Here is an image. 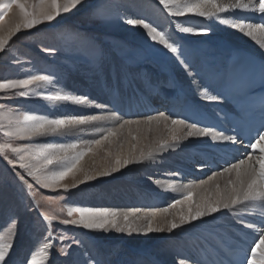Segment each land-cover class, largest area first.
<instances>
[{
	"label": "snow or ice",
	"instance_id": "snow-or-ice-1",
	"mask_svg": "<svg viewBox=\"0 0 264 264\" xmlns=\"http://www.w3.org/2000/svg\"><path fill=\"white\" fill-rule=\"evenodd\" d=\"M84 3L85 0H0V53L7 55L9 42L18 33L38 29L41 25L58 23V18L78 10ZM157 3L170 18L185 17L189 13L208 20L215 18L221 24L230 26L250 38L264 52V0H157ZM123 7L113 0H97L91 9V15L104 25L118 18L127 25L141 27L152 46L165 50L166 54H170L184 68L191 77V82L201 100L208 104H223L225 101L233 100L238 115L233 118L225 113V119L231 121L229 130L218 128L216 124L203 123L202 120H192L190 117L173 118V115H166L164 112L156 116H147L144 121L127 120L123 119L119 112L109 111L107 104H96L86 95L61 94L58 88L61 78L53 72L37 71L28 74L26 78H0V100L40 96L52 102H72L76 105H90L104 110L102 115H67L53 118L47 115L21 113L0 103V134L6 137V140L0 142V158L11 166L20 190L26 192L39 209L40 215L47 221V234L39 252L22 255L14 246L20 221L16 216H11L10 226L0 234V264H56L59 258H63V264H110V261L101 258L95 246L83 245L75 234L69 236L68 229L58 228L54 234L52 221H57L59 225L90 231L114 230L117 233L128 234L165 231L171 233L186 225H194L197 221L204 222L205 218L214 217L215 214L223 211L239 217L237 222L255 233L249 247L241 249L240 257L227 253L231 257L227 264H264V227L247 223L243 219L246 210L259 209L261 223H264V94L256 97L253 88L257 75L264 86V60L257 62L237 52H231L225 57L215 58L197 67L179 36L180 34L207 35L211 32L210 28L185 27L182 22H175L173 30L166 32L154 26L146 18H131L126 13L122 15L120 10ZM13 8L18 9L15 21L11 25H5L3 21ZM238 10L258 14L259 20L246 22L241 18L229 19L223 16L227 13L234 14ZM58 35L62 38L70 37L75 47L86 49L92 59L102 65L105 50L95 38L68 29L61 30ZM43 51L52 53L56 49L44 48ZM15 62L19 63V61ZM49 86L56 89L55 94H45L44 90ZM215 115L219 119V114ZM103 122H110L113 126L107 130L91 127V131L102 134L99 139L85 143L101 146L110 138L119 139L125 129L129 135H132L133 125L139 131L142 123L151 125L153 122L156 124L163 122L166 126L170 122L171 137L170 140L161 141L147 152H140L139 156L134 154L135 146H133V151L127 155L117 154L114 164L95 173L84 171L80 167L81 160L91 148L77 152V143L41 142L42 138L49 136L78 135L80 132L88 131L90 126ZM237 137L241 139L238 140ZM189 138H208L209 141L225 147L244 144L247 140L246 147L249 151L226 163L220 170L213 172L207 180L200 181L197 187L210 194H202L196 199V193L188 191L183 199H175L169 207L179 208L178 220L172 219L169 222L165 219L156 223L154 215L137 216L138 209L121 212L114 208L67 205L62 206L58 214H50L42 208L41 202H58L65 197L41 195L40 199L36 198L40 189H62L67 193L100 177L112 176L130 165L154 159L159 152L167 149L175 150L181 142ZM132 139L138 140V136L132 135ZM18 141H26V143H17ZM108 155L111 156L112 153L109 151ZM79 172L84 174L78 178ZM69 177L72 183H65ZM217 177L223 179V186L217 181ZM213 181H217L213 187L205 188ZM2 187L3 181H0V191ZM161 211L167 213L168 208ZM140 220H145L146 224L139 225ZM217 236L218 233H210L204 237L201 247L203 243H209L214 251H219L221 248L219 242L211 244ZM136 264H145V262L138 260ZM179 264H225V261L213 256L208 261L189 259L181 260Z\"/></svg>",
	"mask_w": 264,
	"mask_h": 264
},
{
	"label": "rangeland",
	"instance_id": "rangeland-1",
	"mask_svg": "<svg viewBox=\"0 0 264 264\" xmlns=\"http://www.w3.org/2000/svg\"><path fill=\"white\" fill-rule=\"evenodd\" d=\"M88 1L89 0H85L84 5L80 6L78 10H74L73 12L65 14L62 17L58 18L59 21L58 23L53 22V25L55 26L48 24L41 25L38 26V29H33L31 31H22L21 33H18L15 37H13V39L9 42V48L6 50L7 55L0 53V78H4V79L26 78L28 74L39 71L42 73L53 72L57 74L63 81H68L69 78L75 77V80L77 82L78 80L76 78H78L79 80L81 79V76L79 74V71L81 69L102 70L104 68H108L107 64H109L112 61V59L126 58L131 60L132 62L134 60H137L138 63L140 62L139 64H133V69L136 71L149 73V76L150 73H152L151 76H154L156 73L163 71L164 69L168 75L169 72L172 74L171 75L172 77L168 76L169 79L167 78L168 79L167 82L170 81L171 78H173V80H175V82L178 83V85L181 84L179 86H181L182 88L185 87L184 84H186L187 86L188 83L185 82V77L180 74V69L177 68L175 63L172 64L173 61L170 60L171 58L163 57V56L161 57L160 55H158V53H160L158 46L154 47L151 45L149 48H146L140 43H136V42L134 43L133 40L130 41V39H128L127 36L125 37L122 33L117 32V34H115L116 32L113 33L109 31L106 25L101 24L97 19H95L91 15V9L97 3V0H93L90 4H87ZM135 1L136 0H113L114 3L121 5L126 4L129 5V7L135 6L136 5ZM10 14L11 13H9V16ZM164 14L166 16V21L162 23L161 28H163L167 32H171L173 30V21L176 19V17L170 18L167 16L165 12ZM9 16L7 18H9ZM228 16L231 19L240 18L239 16L236 17L235 14ZM7 18H5L3 23L6 22ZM224 18H226L225 15ZM246 22H251V21H246ZM153 23L155 24L154 26L158 25V23L155 22ZM209 24L211 25V26L209 25L211 29L213 28L212 33L215 34V36L212 37L213 39L209 40L211 44H209L208 49L212 51V48L213 49L216 48L217 43L215 44V42L218 41V39L220 40L221 37L227 36L228 30L231 31L234 29L228 26L227 28L228 30L226 32H223L220 31L219 28H217L218 26L216 21L214 22L210 21ZM57 25H64L65 29H68L73 32H79L85 36L95 38V40L100 45H102V47L105 50V55L102 65L94 61L90 53L84 48H80V50H82V52L86 54L87 56L86 61L74 57V55H72L73 49H71L70 47L71 46L70 37H65V38L60 37L58 33L61 30H59L56 27ZM234 38H237L236 35L234 36ZM244 38L245 39L243 41L245 43L253 44L250 38L248 39H246V37ZM179 39L181 40L182 43H184L189 54L192 52L193 46L195 48L194 50L195 53H197L198 51L197 49H201V47H199L194 41L189 39L187 40L181 34L179 36ZM44 48H53L56 49V51L52 53H48L43 51ZM253 48L257 49L259 53L264 55V52H262L261 49L255 43L253 44ZM123 51H125V54L122 53ZM193 52L191 56L194 55ZM202 55L198 57L205 59V57ZM15 61H19V63H16ZM161 66L162 67L164 66L163 69L159 68ZM175 78H177V80ZM143 80L144 78L141 80L142 81L141 83L144 82ZM171 83H173V81ZM136 84L137 83H135L134 81H131V83L128 84L129 87L127 86L126 89L129 90V89H133L135 86L142 85V84H137V85ZM49 88L44 90L45 94H49L50 92ZM37 91H41V89H37ZM69 95L73 96V94H69ZM92 98H94V96ZM198 102L199 101L197 99V102H193L192 104L201 105ZM0 103H4L6 107L9 109L27 114L29 110L39 109V113L41 110L42 114L47 116L50 115L52 116L53 112H57L58 117L75 115L74 109L72 108L69 109L64 108V111L61 113L60 108L56 109L55 105L57 102L45 100L40 96H30L27 98L18 97L7 101L0 100ZM203 103L207 104L206 105L207 108L214 107V104H208L206 102ZM64 104L67 107L69 106V102H64ZM148 104L150 105V103H147L146 106H148ZM162 110L163 109L157 108L153 110V113L151 112L152 114L136 116L132 118L126 117L125 119L132 120L133 118H141L145 120L147 116L150 115L156 116L158 115V113L164 112ZM172 112L173 111H170V109H167V112L165 111L164 113L171 115ZM93 113L98 114L99 112L95 113L94 111ZM68 139H76L78 144H80L84 142L86 136H81V135L49 136L47 138H42L41 142L62 143V141H67ZM4 140H6V137L0 134V142H3ZM17 143H26V141H18ZM196 145L197 144L195 143H189L186 145L180 144L175 150H179L182 147H190V148L192 147L191 149H195L196 147L195 150L200 149L197 147H201V146L199 145L196 146ZM208 146L212 147L211 144ZM230 147H232L233 149L236 148V146H230ZM216 149L217 151H219L218 153H220L221 148L217 146ZM246 152L248 151L242 152V155ZM166 154H168L169 156H167L168 158H166L162 166L160 165L159 167L156 168L150 167V165L145 166L144 164L148 160L144 161L143 163H139L138 164L139 172L135 173L134 174L135 176L133 175L134 180H130L127 178L130 172L126 174L127 171H124L123 172L124 175H121L120 172L114 175L113 177H111L110 179H106V180L103 179L102 181H97L96 184H94V187L95 188L97 187V189L100 190H98L97 192L95 191V193L93 194L96 195L95 197L98 198L99 200L97 202H92L93 204L86 203L87 201L83 199V197L89 195L90 191H88V189L90 188V186H88L85 189H80V188L71 189L67 193H64L62 189L61 190L40 189L36 198L40 199L41 195L52 196V197H56L57 195H63L65 197V199L60 200L58 202H47V203L43 201L41 202L42 208L45 211L49 212L50 214H58L60 208L62 206L67 205V206H77V207L114 208L117 210H124L125 212L138 209L139 211H137L136 215L139 217H144L145 215H150L151 213L150 211H153L152 205L151 207H146V204L144 203L141 206L139 200H136V197L134 199H130V201H126L125 198L123 197V199H121L119 202L109 203V200H107V198H104L102 194L105 191H111L113 189L115 190L116 184L118 185L120 183L130 184L131 181H133L134 185L141 184L139 185L141 186L140 187L141 190H144L148 196L155 198V200H157L158 202L162 200V202L164 203V208H170L169 205L173 203L175 199H177L176 196H172L170 193L166 195L164 194L165 191L158 189V187L165 186L167 183L168 184L166 186H169L170 181H172L170 185L172 186L171 189H178L177 193L181 194V189H183L184 187H193L200 184L201 180H207L213 174V172L220 170V168L224 166L226 163L230 161H234L237 158L235 157L232 160L220 162V160L217 157H214L219 164V168L209 169L206 168L209 167L208 166L209 164L204 163L202 156H198L196 160L192 161L193 165L190 163L188 164L186 163L185 166H182L183 168L190 169L187 171V174H184L182 176L181 175L182 167L179 164L180 159H182L183 157L182 154L178 153V151L175 152L174 150L167 152ZM176 154H178V157H176ZM227 154L231 155L229 153ZM170 155L171 156L175 155L174 157L176 158V160L170 159ZM242 155H240L239 157H241ZM130 171L134 172L133 169H131ZM177 174H179V176ZM0 181H3L2 191H0V234L4 233L7 230V227L10 226V217L16 216V218L20 221V223L18 224V234L15 238V243H14L16 251L22 254V250L25 247L26 251L24 250L25 252H23V255H30L39 252L40 245L45 235L47 234V229H46L47 221H45L43 217L40 215L39 209L36 208L34 202L26 194V192H22L20 190V186L16 183L15 177L12 174L11 166H9L7 162L4 161L2 158H0ZM134 195L137 196L136 194ZM153 205H156V203ZM171 210L172 213L175 212L174 209ZM259 213L260 212L258 209H248L244 213L243 219L247 223H255L258 227H262L264 223H261ZM222 215L224 216V219L220 218ZM210 218L216 222V224L211 227L212 230H220V231L223 229L238 230V228L235 226L236 224L235 222L237 219H239V217L231 216L226 211L217 213L215 214L214 217H210ZM225 218L228 219H226L227 222L225 221L224 223L223 221L225 220ZM199 222L200 221L195 222V224ZM192 226L193 225H190V227ZM58 228L68 229L67 234L69 236L73 234L77 235L78 238L83 242V245L87 247H92L91 242H94L95 247H97V244H100V249L102 247L109 248L107 252L103 253L100 251L101 252L100 255L102 259L106 261H110V264H136V261L138 260H143L145 264H153V262H155V264H179L181 260L187 261L190 259V257L186 254L185 256L184 255L176 256L175 259L169 262L166 260L167 259L166 256H168L167 251H171L169 250V248L164 249L167 251L165 253L164 252L161 253V255H159L160 253L157 254L155 252V250H158L156 249L157 248L156 246L158 245H161L162 248H165L167 242L171 240V237L177 234L176 232L173 233L174 235L170 234L161 237L160 239L156 238L153 241H150L152 239H149L147 242L144 243L145 237H143L142 234H140L141 237L137 236L139 233L137 234L132 233L131 235L130 234L127 235L125 233L124 235L123 233H117L113 230L112 232H115L113 234L114 235L113 237L104 234H99L94 236L91 235L92 231L90 230L76 229L73 228V226H63V225H59L57 221H52V229L54 234L56 233ZM178 231H181V229ZM250 232L253 235H255L253 230L250 229ZM118 234H120L119 238L118 236H115ZM197 238H198L197 234H194L193 239L191 237L190 239L192 240H189V242L193 244L198 242V246H200V243ZM178 239H180V237H178ZM202 258H203L202 255L198 254V257L193 259L203 260ZM56 264H63V258L57 259Z\"/></svg>",
	"mask_w": 264,
	"mask_h": 264
},
{
	"label": "bare ground",
	"instance_id": "bare-ground-1",
	"mask_svg": "<svg viewBox=\"0 0 264 264\" xmlns=\"http://www.w3.org/2000/svg\"><path fill=\"white\" fill-rule=\"evenodd\" d=\"M93 0H89L87 4H90ZM136 5L133 7H129V5L122 4L124 7L120 10L121 14L124 15L125 13L130 16L131 18H146L149 22H155L158 23V27H162V23L166 21V16L164 14V11L162 10V6L160 7L157 3V0H136L135 1ZM18 12V9H13L9 18H7L6 22L4 23L5 25H11L14 23L16 14ZM149 16H148V15ZM235 16H239L241 19L245 21H251V22H257L259 20V15L254 14L251 12H244V11H237L234 13ZM233 13H227L223 14L225 15L226 18L231 19L228 15H234ZM210 21H216L217 23V28H219L220 31L226 32L228 29L227 25L221 24L219 21H217L215 18L208 20L203 17H197L194 14L189 13L188 16L185 17H176V19L173 21V25L175 22H182L183 26L185 27H207L211 29V25L209 24ZM152 22V23H153ZM154 24V23H153ZM65 25V24H64ZM64 25H57L56 27L59 30L65 29ZM155 25V24H154ZM210 25V26H209ZM107 29L111 32H117L122 33L125 37L127 36L128 39L133 40L134 43H140L146 48H149L151 44L149 43L148 39L146 38L144 30L139 27V26H132V25H127L124 23L121 19L114 18L110 24H106ZM163 29V28H162ZM164 30V29H163ZM166 31V30H165ZM213 28L211 29V32L208 33L207 35H194V34H181L184 38L187 40H192L194 41L201 49H197V53H195V48L193 46L192 52L194 53L193 56H191L192 52L189 54L190 57L193 59V62L197 67L207 64L211 62L215 58H221L227 56L229 53L237 51V50H243L247 52H251L253 54H257L264 58V55L259 53L257 49L253 48V44L255 43L252 41L253 44H248L245 43L243 40L245 39L243 35H240L237 30H228L227 36L221 37V39L215 42L216 48H212V51L208 49L209 44L211 42L209 41L210 39H213L212 37L215 36V34L212 33ZM167 32V31H166ZM238 33V34H235ZM231 37H230V36ZM238 38H234V36ZM229 36V37H228ZM233 36V37H232ZM248 39V37H246ZM194 43V44H195ZM70 44H71V49L72 55L74 57H77L78 59H83L86 61V54L80 50V48H77L74 46L73 42L70 39ZM160 55L161 57H169L171 58L170 60L173 61L172 64L175 63L177 68L180 69V74L185 77V82H187L184 88H182L181 84L178 85V83L173 80V78L170 79V81L167 82L169 79L168 76H171L172 74L169 72V75L165 72L163 67H159L160 69L162 68L163 71H160L156 73L154 76H151L152 73H143L141 71H136L133 69V64H139L137 60H134L133 62L129 59L126 58H121V59H112V61L107 64L108 68H104L102 70L99 69H93V70H84L81 69L79 71V74L81 76V79L79 80L76 78L78 81L76 82L75 77L69 78L68 81H63L61 80L58 88L61 91V94L67 93V94H73V96L76 95H87L91 100H93L96 104H107L109 106V111H117L122 115L123 119L126 117H136V116H142V115H149L153 113L154 109H163L162 111H166L167 109H170L173 107L175 113H172L173 118H184V117H190L192 120H197L195 117L197 114L202 115V119L204 123L211 124V121L209 119L210 115H213L220 123L223 121L221 124L225 127L230 129L229 124L223 119L220 113V106H226L230 107L229 104L225 101L223 104H216L217 106L207 108V104L203 103L205 101L201 100L196 92L195 87L193 86L191 82L190 76L186 73L184 68L177 63L170 54H166L165 50H162L159 47ZM125 54V51L122 52ZM199 53V54H198ZM203 54V55H202ZM204 56V58H199L198 56ZM203 59V60H200ZM166 67V66H165ZM167 68V67H166ZM159 71V70H158ZM174 74V73H173ZM172 77V76H171ZM144 78V82L141 83L142 79ZM168 78V79H167ZM177 80V78H175ZM131 81H134L137 84H142L135 86L133 89L127 90L128 84L131 83ZM173 81V83H171ZM69 82V84H68ZM136 84V85H137ZM175 85V86H173ZM129 87V86H128ZM50 92L49 94H55L56 89L51 88L50 86ZM143 89V91H142ZM180 90V91H179ZM127 91V92H126ZM166 92L171 94L168 95V98H165V100L168 102V105H165L161 107L164 104V98L163 95H166ZM94 96V98H92ZM182 99L184 100L182 102ZM201 104V106H197L194 108L191 104V101L197 102ZM187 100V101H186ZM147 103H150V105ZM66 104V103H65ZM64 102H58L56 103V109L60 108L61 113L64 111V108H72L74 109V114L75 115H102L104 114V110L100 108H96L93 106H80L76 105L75 103L69 102V106H65ZM161 107V108H160ZM154 108V109H152ZM97 110V111H96ZM58 111V110H57ZM99 112L98 114H94L93 112ZM69 112V111H68ZM152 112V113H151ZM216 113L219 114V119L215 115ZM29 115H43L41 110L39 113V109H32L29 110L28 112ZM168 115V114H166ZM49 117H58L57 112H53L52 116L50 115ZM139 119L141 121H144V119L141 118H133L132 120ZM113 124L110 122H103L102 124L98 125H93L90 126L88 131L80 132L78 135L81 136H86V139L84 142L78 144L76 139H68L67 141H62V143H77L78 148L76 149L77 152L79 151H84L87 148H91V151L87 153V155L84 156V158L80 162V167L87 172L95 173L103 168L109 166L110 164H114V158L117 154L120 155H127L130 151H133V146L134 148V154L139 156L140 152H147L151 148L155 147L158 145L161 141L164 140H170L171 133H170V122L166 126L163 122L160 124H156V122H153L151 125L142 123L139 127V131H137L136 126L133 125L132 127V135H137L138 140H133L132 135H129L127 132V129L124 130L123 134L119 137V139H114L110 138L108 141H105L103 145L97 146L95 144H87L85 141H90L93 139H99L100 135L102 134L101 132H93L91 131V127H98L103 130H107L108 128L112 127ZM149 128L151 131H149ZM225 130V129H224ZM86 133V134H85ZM88 133V134H87ZM230 134V133H229ZM189 143H195L197 144L196 146H201L197 147L200 148L198 150L191 149L190 147H182L179 150H174L175 152L178 151V153L182 154V159H180L179 164L182 166H185L186 163L192 164L193 160H196L198 156H208L214 157L216 156L219 158L220 162L221 161H227V159L222 158L219 155V151H217L216 147L218 146L223 150L224 152H231L233 150L232 147L230 146H219L218 144H215L211 141H209L208 138H189L180 144H189ZM210 143L212 147H209L207 144ZM214 145V146H213ZM109 151L112 153L111 156L108 155ZM173 151L172 149H167L163 152H159L156 154L155 158L152 160L146 161L144 164L145 166H149L156 168L159 167L160 165L162 166L169 156L166 154L167 152ZM173 157L175 155H172ZM170 155V159H175L176 158L172 157ZM176 157H178V154H176ZM203 158V157H202ZM204 159V158H203ZM178 164V165H179ZM193 165V164H192ZM209 167L206 168H211L210 165ZM138 164H133L130 165L128 168L122 169L120 172L114 173L112 176L108 177H100L94 181L88 182L86 184L80 185L78 189H85L88 186L90 188L88 191H90L88 196L83 197L89 204H93L92 202H97L99 199L96 198L93 193L95 191L97 192L100 189H97V187H94V184H96L97 181H102L103 179H110L114 175L120 173L121 175H124V171H127L126 174H129L127 176L128 179L134 180V174L139 172ZM188 168V167H187ZM133 169L134 172H131L130 170ZM190 170L189 168H181V175L183 176L184 174H187V171ZM205 170V168H204ZM123 173V174H122ZM83 172L77 173L78 178L83 176ZM125 174V175H126ZM134 175V176H133ZM179 176V174H177ZM180 175V176H181ZM143 181V180H142ZM217 181L221 183V186H223V179L220 177H217ZM217 181H213L210 185H206L205 188L213 187L214 184ZM126 182V181H124ZM171 182L169 183V186H162L158 187L160 190H164V194L170 193L172 196H176L177 199L181 198L183 199L185 194L188 191H192L196 193L195 198L199 199V197L202 194H210V193H205L202 189H199L196 186L193 187H184L181 189V194L177 193L178 189H171L172 186ZM65 183H72L71 177H69ZM144 183V182H143ZM163 183V185H164ZM134 185L133 181H131L130 184L126 183H120L119 185L116 184L115 190L111 191H105L102 196L104 198H107L109 200V203H115L119 202L123 197L125 198L126 201H130V199H134L136 197V200H139V203L141 204H146V207H151L153 206V211H150V215L148 216H155V221L156 223H160L163 220L171 221L172 219H179V216L177 213L179 212V208H168V212L164 213L161 210L164 209V203L162 200L158 202L155 200V198L148 196L147 193H145L144 190H141V186ZM147 185V184H146ZM159 185V184H158ZM199 185V184H198ZM114 186V185H113ZM136 186V187H135ZM99 188V187H98ZM114 188V187H113ZM155 188V187H154ZM112 189V188H111ZM134 191V193H133ZM172 191V192H169ZM137 192V193H136ZM136 194L137 196H135ZM94 195V196H93ZM183 196V197H182ZM84 200V201H85ZM165 201V200H163ZM156 205H153L155 204ZM150 205V206H149ZM155 206V207H154ZM158 208V209H157ZM185 210L187 209V205H184ZM174 209L175 212H171ZM259 210V209H258ZM121 212H125L124 210H119ZM261 210H259L260 212ZM221 219H224V216L222 215L220 217ZM216 219V218H215ZM226 219L223 221L225 223ZM236 220V219H235ZM234 220V221H235ZM232 221V220H231ZM230 221V222H231ZM238 219L236 220L235 226L238 228V230H212V226L216 224L215 221H213L210 217H207L204 219V222H199L197 224H194L192 227L190 225H186L182 228H179L178 230L181 229V231H178L177 229L174 230L173 232L169 233L167 231L162 232V233H139L137 236H140L142 234L144 239V243L147 242L149 239H152L150 241L157 239H160L161 237L173 234L176 232L177 234L175 236L171 237V240L167 242V245L165 248H162L161 245L156 246L158 250H155V252L159 255L161 253H165L168 249L171 251L168 252V256H166L167 261H172L173 259L176 258V256L179 255H188L190 259L197 258L198 254L202 255V259L204 261H208L212 256L211 252L213 251L216 256L224 254L226 250V246H229L231 248H241L242 246L249 247L250 242L253 238V234L250 232V229L244 227L242 224L239 225L237 222ZM198 222V221H197ZM227 222V221H226ZM229 222V221H228ZM139 225H145L146 221L145 220H140ZM199 226V227H197ZM264 227V225L262 226ZM252 230V229H251ZM115 232H102V231H92L91 235H99V234H104L107 236L113 237ZM210 233H218L219 236H217L214 240L211 241V244H215L219 242L221 244V248L219 251H214L213 247L210 246L209 243H204L203 247H201V243L203 242V238L208 236ZM125 235V233H123ZM129 235L128 233H126ZM137 234V233H136ZM194 234H197V239L200 243V246H198L197 243H190L189 240H192L194 237ZM122 235V234H121ZM131 235V234H130ZM174 235V234H173ZM178 235V236H177ZM115 236H120V234L115 235ZM177 236V238H176ZM180 237V239H178ZM192 237V239H190ZM125 238V237H124ZM182 238V239H181ZM96 239V237H95ZM140 239V238H139ZM91 242V241H90ZM98 242V241H96ZM138 242V241H137ZM94 242H91L92 247L94 246ZM149 244V243H148ZM194 247H193V246ZM99 246V247H98ZM27 247V246H26ZM26 248L24 247L22 250V255L23 252H25ZM95 249H98L99 252H107L109 248L107 247H102L100 249V244H97V247ZM25 250V251H24ZM181 250V251H180ZM100 252V253H101ZM218 254H217V253ZM118 253V252H117ZM170 253V254H169ZM119 254V253H118ZM117 254V255H118ZM136 254V253H135ZM138 254V253H137ZM158 258V256H157ZM121 259V256H120ZM178 260V259H177ZM172 263V262H171Z\"/></svg>",
	"mask_w": 264,
	"mask_h": 264
}]
</instances>
